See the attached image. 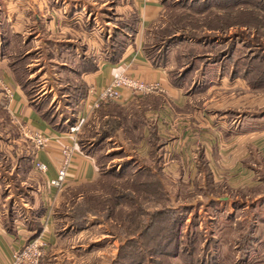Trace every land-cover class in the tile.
Masks as SVG:
<instances>
[{
	"label": "rangeland",
	"instance_id": "374dc122",
	"mask_svg": "<svg viewBox=\"0 0 264 264\" xmlns=\"http://www.w3.org/2000/svg\"><path fill=\"white\" fill-rule=\"evenodd\" d=\"M104 17L116 20L113 15ZM102 22L94 24L100 34ZM109 32V45L100 50L104 57L118 59L132 39L131 31ZM45 41L34 57L24 55L18 41L4 52L14 49L12 61L25 57L16 69L23 82L30 81L29 96L35 102L47 95L51 100L50 86H57V100L48 106L61 115L68 130L85 118L77 140L100 167L95 181L61 190L53 208L59 245L66 251L57 255L60 259L53 256L50 264H264V184L238 191L209 185L207 189L202 179L188 173L189 158L176 176L160 175L169 202L149 185L140 187L138 181H148L151 167L157 165L142 120L135 117L136 105L124 109L108 100L82 113L86 93L71 84L73 75L64 72L47 84L41 76L29 80L30 72L43 64L31 58L45 59L46 69L56 71L50 61L54 47ZM144 48L152 61L169 68L170 80L185 87L194 104L222 113L226 129L238 132L264 125V0H164L163 12L144 32ZM0 94V171L11 182L6 194H13L20 213L36 218L44 209L20 202H34L39 194L34 180L40 172L37 148L7 109L9 98ZM78 99L80 108L75 105ZM104 103L106 111L121 116L103 118ZM145 145L148 152L142 156ZM256 161L262 164V159ZM141 167L143 172L134 173ZM260 171L264 176V168Z\"/></svg>",
	"mask_w": 264,
	"mask_h": 264
},
{
	"label": "crops",
	"instance_id": "0c3cea01",
	"mask_svg": "<svg viewBox=\"0 0 264 264\" xmlns=\"http://www.w3.org/2000/svg\"><path fill=\"white\" fill-rule=\"evenodd\" d=\"M163 10L164 0H0V79L13 90L7 109L20 125L30 124L32 129L50 137L48 146L35 154L36 161L44 162L48 167L45 172H36L38 176H34L39 194H36L34 202L26 199L20 202L28 208L42 207L43 214L34 218L25 212L20 213L17 210L20 204L13 202V194H6L11 182L4 180L0 171V264H7L14 251L41 232H46L49 247L40 264H50L53 256L60 259L57 255L65 249L59 245L53 206L61 197V191L51 186L49 181L57 175L67 151L71 150V157L65 189L90 183L99 177L96 157L81 149L79 139H74L61 115L58 118L48 112L51 110L48 105L57 100V86L53 83L50 86L51 100L47 95L42 102H35L28 96L27 86L17 80L12 61L14 49L5 54L15 41L23 45L24 55L34 57V50L44 47L45 40H50L48 45L54 47L50 61L56 66V71L51 73L50 68L46 69L45 59L31 58L33 62L43 61V64L30 72L28 78L41 76L42 83L47 84L53 78L62 77L64 72L73 75L76 79L71 84L86 93L82 113L92 105L91 92L101 90L121 72L144 81L160 82L162 89L156 93L134 99L126 92L125 97L113 103L124 109L136 105L135 117L143 121L140 125H143L144 136L157 142L156 150L151 148V155L155 152L154 155L162 159L163 173L170 172L176 176L182 171L177 168H185L190 158L188 173L202 179L207 189L210 186L238 191L264 184V176L260 175V168H264V125L238 132L226 129L222 113L194 104L190 93L184 92L185 87L172 83L168 67L156 66L147 58L143 49L144 32ZM105 15H113L116 20H107ZM101 20L103 31L100 34L94 31V24ZM112 28L131 31L128 36L132 39L118 60L112 56L104 57L100 50L105 44L109 45L112 37L109 30ZM4 29L7 33L2 31ZM32 31H36L33 43ZM34 44L39 45L34 47ZM101 55L103 57L100 58ZM60 83L56 81V84ZM79 99L75 101L76 108H80L77 105L82 100ZM67 105L71 108L70 102ZM102 116L107 119L121 115L106 112ZM145 147L146 153L142 156L148 152V146ZM256 157L262 159V164L256 161Z\"/></svg>",
	"mask_w": 264,
	"mask_h": 264
},
{
	"label": "built area",
	"instance_id": "2783aa9c",
	"mask_svg": "<svg viewBox=\"0 0 264 264\" xmlns=\"http://www.w3.org/2000/svg\"><path fill=\"white\" fill-rule=\"evenodd\" d=\"M162 89V85L158 81H143L138 77L121 72L110 79V81L101 90L91 92L93 99L89 109L98 107L102 102L113 100L119 101L128 92L130 96H147L156 93ZM0 91L6 94L11 100L13 90L4 84L0 79ZM88 107V106H87ZM89 112V110H87ZM85 118L78 121L77 125L72 128L73 137L77 140L78 134L81 132ZM22 131L31 138L37 148V152L44 150L50 143V137L45 133L32 129L30 124L22 123ZM71 150L67 151L66 159L55 177L51 178L49 183L59 191L63 190L68 181V167L70 165ZM36 168L45 172L48 167L46 163L36 161ZM49 239L46 232H41L38 236L31 238L21 249L13 252L11 259L7 264H40L43 256L48 250Z\"/></svg>",
	"mask_w": 264,
	"mask_h": 264
},
{
	"label": "trees",
	"instance_id": "16d2710c",
	"mask_svg": "<svg viewBox=\"0 0 264 264\" xmlns=\"http://www.w3.org/2000/svg\"><path fill=\"white\" fill-rule=\"evenodd\" d=\"M144 51H145V54H146V56H147V58L150 60V61H152V58H151V56H150V54L148 53V50L146 51V48H144ZM122 57V56H121ZM121 57H119L118 59H120ZM25 59V57H23V56H19V57H17V58H15L13 61H14V71H15V73H16V77H17V80L20 82V83H22V85L23 86H27V88H26V91H27V94H28V96L30 95V88H29V83H30V81H27V80H25V82H23L22 81V79H20L19 77H18V71H17V69H16V63L17 62H19V61H21V60H24ZM27 59V58H26ZM118 59H116L115 57H114V60H118ZM152 63L154 64V65H156V66H159V64L154 60V61H152ZM173 83V82H172ZM30 97V96H29ZM31 99V98H30ZM116 104V103H115ZM116 105H118V104H116ZM106 106V104L104 103L103 105H102V108H106V109H104V113H106V112H108V111H106L107 110V106ZM119 106V105H118ZM119 107H121V106H119ZM101 108V109H102ZM100 110V109H99ZM98 110V111H99ZM48 112H50V110H48ZM104 113H102V115L104 114ZM108 113H111V114H114L115 112H108ZM109 118H114V116H110ZM150 142H152V150L153 151H155L156 150V148H157V142L156 141H154V140H150ZM80 143V147L82 146L81 145V142H79ZM81 149H82V147H81ZM84 152H85V150L84 149H82ZM88 154H91L90 152H87ZM153 153V155H151L152 156V159H153V163H155V165H157V166H154V168H152L151 167V171L149 172V178L150 179H148V181H143V180H141V181H138V184H139V186L140 187H142V186H146V185H149L150 186V188L151 189H155L156 190V193L158 194V197H160L162 200H164L165 201V198H166V200L169 202V198H168V195H167V193L165 192V186H164V184L161 182V174H163L162 173V170H161V166L159 165V162H161V158H159L158 156H156V154L154 155V153L155 152H152ZM93 155V154H92ZM97 160V159H96ZM99 165V164H98ZM99 170H100V167H99ZM137 171H134V173H136V174H138V173H141V172H143V168L141 167V168H137L136 169ZM136 182V181H135ZM137 183V182H136ZM157 197V196H156Z\"/></svg>",
	"mask_w": 264,
	"mask_h": 264
}]
</instances>
